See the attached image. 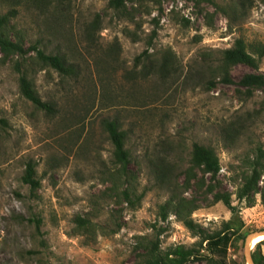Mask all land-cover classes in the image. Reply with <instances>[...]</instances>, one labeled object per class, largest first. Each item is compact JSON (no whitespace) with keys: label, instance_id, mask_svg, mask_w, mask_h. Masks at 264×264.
Listing matches in <instances>:
<instances>
[{"label":"rangeland","instance_id":"374dc122","mask_svg":"<svg viewBox=\"0 0 264 264\" xmlns=\"http://www.w3.org/2000/svg\"><path fill=\"white\" fill-rule=\"evenodd\" d=\"M108 1L0 0V14L15 9L10 38L37 43L72 68L59 71L32 49L0 52V264H135L138 236L154 239L159 229L162 250L193 247L185 264H210L206 255L248 264L245 248L251 253L255 244L247 237L264 231V206L259 193L254 205L238 201L233 179L246 151L258 143L264 149V87L247 95L239 79L264 74V0L126 1L121 15ZM237 38L258 58L256 67L224 62L223 49ZM21 73L50 110L23 95ZM107 120L125 133V174L117 173ZM194 142L215 150L220 186L236 209L212 200L197 180L208 175L196 168L184 192L198 200L192 219L206 233L230 218L243 223L244 237L220 255L171 211L160 217L168 183L183 181ZM27 161L35 188L22 180ZM77 215L89 224L79 227Z\"/></svg>","mask_w":264,"mask_h":264},{"label":"trees","instance_id":"16d2710c","mask_svg":"<svg viewBox=\"0 0 264 264\" xmlns=\"http://www.w3.org/2000/svg\"><path fill=\"white\" fill-rule=\"evenodd\" d=\"M51 2L52 0H41ZM126 1L134 2L137 5L142 4L143 0H109V5L112 6L117 14L121 15L126 12ZM160 3L161 0H152ZM213 2V0H208ZM15 15V9L10 8L8 11L0 14V52L2 56L19 55L23 56L29 49L35 51L36 56L44 63H48L62 72L72 70L70 64H66L65 60L58 54L46 53L37 43H32L25 46L21 41L10 38L6 29L10 18ZM155 23L157 19L153 17ZM97 19L92 21V26L97 24ZM156 34V29H152L148 43H151L152 38ZM146 52V51H144ZM223 60L225 63L243 62L250 66L256 67L258 58L246 49V45L241 38H237L234 44L223 49ZM263 49L259 46V54H262ZM17 66L19 61L16 62ZM221 79L225 82H230V77L225 73ZM19 83L21 92L25 97L30 99L35 105L50 110L51 105L47 101H43L36 93L30 80L21 73L19 75ZM239 83L245 87L247 95H251L253 89L264 87V74L248 72L242 75ZM213 82L210 81L209 85ZM105 126L113 143V156L116 162L121 163V169L117 173H126V164L129 160L128 150L124 147V131L118 128V125L113 120H107ZM254 153L246 151L242 156L239 173L233 179L235 184V196L238 201H245L248 206L254 205L256 202V194H260V202L264 206V183H259L260 178L264 175V149L261 144H256L253 147ZM196 168H200L208 175V181L201 177L198 184L204 187V191L212 195L213 201H222L232 212H235L236 205L232 203V192L221 188L218 180V172L220 163L218 155L211 146H207L198 142L192 144L190 164L183 170V181L181 183L169 182V195L164 203L160 205V217L162 220L167 218L168 212H172L181 220L186 227L199 234L202 241H205L206 249L209 252L224 253L227 245L232 239H242L244 237L241 232L243 223L235 225L233 218L228 219L223 223V227L215 232L206 233L204 229L192 219V212L198 208V200L194 196L187 197L184 192L190 188L191 181L196 177ZM22 180L29 183L31 188H35L39 182L34 177V164L27 161ZM238 180V182H237ZM181 189V190H180ZM123 196L132 202L131 194L127 188L122 190ZM79 227H86L90 220L77 215L74 218ZM115 229L121 226L118 221L115 222ZM162 229L156 232L155 238H148L145 235L138 236L137 246L140 248L138 259L135 264H185L194 255V249L191 246L184 244H176L162 250L160 248L159 234ZM264 244V238L255 244V249L251 251L253 264H264V252L261 250V245ZM210 264H218V259L212 255H206ZM222 263V260H220ZM232 264H243L241 261L233 260Z\"/></svg>","mask_w":264,"mask_h":264},{"label":"water","instance_id":"95a60500","mask_svg":"<svg viewBox=\"0 0 264 264\" xmlns=\"http://www.w3.org/2000/svg\"><path fill=\"white\" fill-rule=\"evenodd\" d=\"M256 234H264V231L263 232H257ZM256 234H250L247 237L248 241L251 239V237H253ZM245 255H246L247 263L248 264H253V261H252V258H251V254H250V252H249V250L247 248H245Z\"/></svg>","mask_w":264,"mask_h":264},{"label":"bare ground","instance_id":"6f19581e","mask_svg":"<svg viewBox=\"0 0 264 264\" xmlns=\"http://www.w3.org/2000/svg\"><path fill=\"white\" fill-rule=\"evenodd\" d=\"M263 238H264V234H256L253 237H251V239L249 240V245L253 246L254 244H256L258 241H260Z\"/></svg>","mask_w":264,"mask_h":264}]
</instances>
